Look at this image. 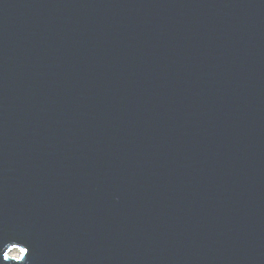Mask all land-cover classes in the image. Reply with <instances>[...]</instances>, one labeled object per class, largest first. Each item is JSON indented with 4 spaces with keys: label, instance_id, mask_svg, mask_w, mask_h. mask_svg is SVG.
Listing matches in <instances>:
<instances>
[{
    "label": "water",
    "instance_id": "95a60500",
    "mask_svg": "<svg viewBox=\"0 0 264 264\" xmlns=\"http://www.w3.org/2000/svg\"><path fill=\"white\" fill-rule=\"evenodd\" d=\"M0 264H264V0H0Z\"/></svg>",
    "mask_w": 264,
    "mask_h": 264
},
{
    "label": "snow or ice",
    "instance_id": "6c2138e0",
    "mask_svg": "<svg viewBox=\"0 0 264 264\" xmlns=\"http://www.w3.org/2000/svg\"><path fill=\"white\" fill-rule=\"evenodd\" d=\"M13 247H16V243H13ZM19 252H20V259H25L26 258V254H27V249L24 248V247H21L19 249ZM3 255H4V259H8L9 258L7 252H4Z\"/></svg>",
    "mask_w": 264,
    "mask_h": 264
},
{
    "label": "bare ground",
    "instance_id": "6f19581e",
    "mask_svg": "<svg viewBox=\"0 0 264 264\" xmlns=\"http://www.w3.org/2000/svg\"><path fill=\"white\" fill-rule=\"evenodd\" d=\"M15 253V254H14ZM13 254L15 255V256H17L18 254H17V252H13Z\"/></svg>",
    "mask_w": 264,
    "mask_h": 264
},
{
    "label": "rangeland",
    "instance_id": "374dc122",
    "mask_svg": "<svg viewBox=\"0 0 264 264\" xmlns=\"http://www.w3.org/2000/svg\"><path fill=\"white\" fill-rule=\"evenodd\" d=\"M14 252H16V251H14ZM13 253V252H12Z\"/></svg>",
    "mask_w": 264,
    "mask_h": 264
}]
</instances>
